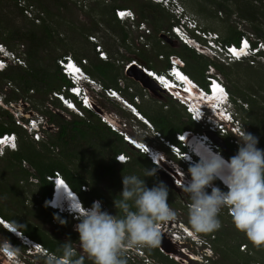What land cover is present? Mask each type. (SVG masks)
Instances as JSON below:
<instances>
[{
    "label": "rangeland",
    "instance_id": "1",
    "mask_svg": "<svg viewBox=\"0 0 264 264\" xmlns=\"http://www.w3.org/2000/svg\"><path fill=\"white\" fill-rule=\"evenodd\" d=\"M29 4H33L34 11L41 15V20L36 22L31 20L23 14L19 9L15 0H0V33L1 35L11 41L10 34L15 38V41L8 44L5 39L0 38V42L6 44L10 49L14 50L18 55L25 59V64L16 65L10 67L0 73V94L1 97L11 99L13 106L0 107V125L2 122H7L6 125L13 127L14 130H20L15 125L16 114L22 111L23 117L26 118V113L30 110L31 113L39 112L46 117V124L43 130V140L50 141L56 138L60 129V122L69 123L73 120H80L82 115H77L68 111L58 102H51V92L47 93L45 90L47 84H42L33 81L32 83L37 87L30 89L29 92H25L23 88V82L18 77L4 78L3 74H19L22 68L26 70L38 69L40 76L43 77L47 83H56L55 70L56 62L59 56L71 55L77 60H81L83 65L91 68V65L98 61L99 57L96 55L93 43L91 42V36H96L103 45L104 49L108 53V60L112 66L111 71H107V79L94 77L98 84L104 86H111L121 89V96L124 99L132 102L137 101V105L140 106L147 114L157 117L159 115L168 116L170 123L181 125L186 122L188 115L182 114L183 107H181L176 101L173 102L168 96L161 94L155 89L148 81L147 86H142L140 82L135 80L132 76L126 74V65L129 62L141 63L139 59L141 54L149 56L151 62L157 67L156 70L162 71L167 67V54L171 52L172 48L176 52L181 51L180 42L174 38L171 26L175 23L181 22L176 14L172 13L173 8H164L162 6H156L159 19L158 24L161 25V29L157 30L151 20H145L147 24V31L142 32L136 24L129 21L120 22L116 24L111 21V17L108 8L116 5L117 7L130 8L135 12L138 17V11L135 6H138L140 2H151V0H26ZM181 6L185 9V14L189 17H193L205 30H212L217 32L222 38L228 36L233 30L246 31L247 33H256L252 29V22L248 19H243L237 14V7L244 6L243 1L236 0H178ZM223 4L226 8L234 9V12L227 15L225 10H217L218 4ZM258 7L263 5V2H254ZM171 10V11H170ZM121 28L126 30L129 35L125 42H123L120 35ZM34 34V35H33ZM34 36V37H33ZM166 36V37H164ZM264 39V38H263ZM35 56L33 59L28 58L29 50L33 49ZM25 54V55H24ZM178 55V54H177ZM179 56V55H178ZM86 60V61H84ZM219 63L224 65L225 71H215L217 77L227 86L233 88L239 92V90L248 98H255L257 101H264V62L256 65H251L247 61L239 63L227 64L219 59ZM30 62V63H29ZM34 62V64L32 63ZM85 62V63H84ZM189 67L187 63L183 61L187 75L193 78H201V70H197L199 66L200 58H188ZM59 63V62H58ZM32 66H31V65ZM21 66V68H20ZM100 64H93V70L96 74H101ZM194 69H192V68ZM137 73L135 69L132 70ZM206 74V71L204 72ZM92 74V73H91ZM93 75V74H92ZM38 83V84H37ZM37 84V85H36ZM64 89V86L61 88ZM89 94L91 99L97 103L103 113L108 115L115 121V124L120 128L126 130L130 135L146 142L148 145L155 147L161 153H163L165 161L160 166L170 175L173 183L177 180L174 178L176 175L172 172L176 171L177 175H183L190 179V175L187 173L189 165L183 164L175 155L167 149V146L162 141V136H158V131H154L152 127L144 125L137 117L128 111L125 105L121 101L114 99H108L105 94L97 91L98 87H89ZM16 96V99H12ZM234 101V100H233ZM236 111L242 114L241 108H248L247 104L242 98L236 96L235 101ZM243 102L244 106L240 103ZM6 105V103H3ZM135 104V103H134ZM136 105V104H135ZM171 106H173L171 111ZM4 108V109H3ZM104 108V109H103ZM84 119L96 121L94 117L88 111L82 110ZM49 113H55L56 120H48ZM83 118V117H82ZM192 118V117H191ZM251 118L243 121V126L246 131H250L249 122ZM72 126V124H70ZM69 127V126H68ZM67 127V130H68ZM204 127V126H202ZM194 130V131H193ZM228 131L227 134H221L222 139L225 142L224 136L228 138L229 143H233V147H227L228 151L236 153L238 144L237 138ZM193 132H197L192 129ZM203 131L202 133H204ZM157 133V134H156ZM222 133V131H221ZM28 137V136H27ZM26 137V138H27ZM78 140V157L79 159L71 163V167L75 168L77 172H83L87 177H91L92 183L97 184L100 191H106L108 184L110 183V177L108 173H104L102 165L106 157V150L101 144V140L98 138H91L85 136H77ZM28 139H30L28 137ZM211 139V138H210ZM233 139V141H232ZM31 140V139H30ZM212 140V139H211ZM217 147L220 145L213 141ZM258 146V145H257ZM19 150L17 149L15 151ZM36 148L33 145H27L20 152L17 153L18 157H10L8 150L6 149L4 154L0 156V206H8L10 208L11 216L14 215L19 219H24L27 222L37 224L43 231L52 234L59 242H65L68 240V234L74 232L75 241L73 246L76 248L77 254L84 255L79 248V234L74 230V225L78 222L73 217L61 216L65 219L66 224H60L56 219L50 217L44 212L41 207L40 188L38 185V179L40 178L37 171H34L35 167L31 163L40 165L44 161L36 156ZM4 149L2 150V152ZM14 151V150H13ZM43 151V150H42ZM59 147L55 146L53 151H47V155L58 156ZM122 153V152H120ZM223 154V153H222ZM125 155L129 156L128 151H125ZM224 155V154H223ZM225 156V155H224ZM45 157H43L44 159ZM47 158V157H46ZM45 158V159H46ZM25 160V162H23ZM47 160V159H46ZM26 163V164H25ZM30 168H29V165ZM44 165V163H43ZM29 168V169H27ZM158 168V167H157ZM175 168V169H174ZM183 171V172H182ZM134 174L130 172L127 175ZM137 175V174H135ZM148 182L152 183V186L163 181L160 178V174L156 172L155 176L138 175ZM165 183V182H164ZM166 184V183H165ZM167 185V184H166ZM85 187L81 186L84 191L89 192V185L86 183ZM150 186V187H152ZM168 186V185H167ZM169 187L168 201L172 200L173 204L170 206L177 211L178 225L183 222L189 225L188 222V202L189 197L186 193L176 194V191L172 192V187ZM174 189V188H173ZM79 195V194H78ZM87 195V194H86ZM80 196V195H79ZM25 198L24 203L22 199ZM104 210H108L107 206H102ZM229 214V212H228ZM220 221L222 226L225 225L227 235H221L222 241L216 239L219 238V233L215 231V235L208 237V233H197L199 239L197 242L192 241L189 238H183L181 233L172 230L171 232L163 231L162 243L159 247L164 251L163 254L171 260H167L166 263L160 257L154 256L156 264H243V257H245V251H248V246H245L241 239L244 238V234L236 230L232 223V219L226 216H221ZM180 222V223H179ZM171 222L170 225H172ZM169 225V226H170ZM221 226V228H222ZM172 227V226H170ZM220 228V229H221ZM176 229V228H173ZM196 239V236L193 235ZM207 239V242L200 245L201 241ZM3 243L10 244L15 250L20 249L19 257L27 259L34 264H45V261L40 257L41 255L29 254L28 252L16 247V245L8 240L3 232L0 231V246ZM220 243L221 245H219ZM171 246V247H170ZM212 252L205 251V248L210 247ZM235 246H239V250L242 251L241 256H234ZM208 249V248H207ZM221 249L224 251L221 252ZM168 251V252H167ZM186 251V252H185ZM190 253V254H189ZM227 253V256L223 254ZM258 258V254L250 252ZM172 254H179L183 260L179 261L172 257ZM195 254V259L192 257ZM1 255V253H0ZM35 255V256H34ZM130 255H126L129 257ZM86 261L91 262L86 256ZM127 259V258H126ZM161 259V260H160ZM207 259V260H206ZM175 262H173V261ZM203 260V261H202ZM128 264H140L133 260H128Z\"/></svg>",
    "mask_w": 264,
    "mask_h": 264
},
{
    "label": "clouds",
    "instance_id": "2",
    "mask_svg": "<svg viewBox=\"0 0 264 264\" xmlns=\"http://www.w3.org/2000/svg\"><path fill=\"white\" fill-rule=\"evenodd\" d=\"M151 1L160 3L164 6L163 3H161L162 1ZM170 5L171 8H175V3L173 1L170 2ZM164 7L169 8L166 6ZM184 12L185 9H183L182 15L185 14ZM140 22L141 21L137 18L135 21L136 27H139ZM180 23L181 22L175 24L179 25ZM175 24L171 26L174 38L190 47L187 41L180 38L181 33L174 29L173 26ZM181 25L184 26L188 34H193L190 27L183 23ZM8 49L10 48L8 47ZM0 56L9 62V65L0 68V71H6L9 67L16 66L13 65L14 57L7 49L0 48ZM64 56L69 55H63L60 58ZM71 59L75 64L73 65V63H71L69 69L74 77L62 71L61 65L58 63L59 58L57 59V64L61 72L64 74L65 78L70 81V85L64 87L63 90H59L62 95L57 97L63 107L67 109L69 102H73L74 105H71L72 108L67 109L68 111L77 115H82L79 112V110L82 109L95 114L102 122L106 123L112 130L120 134L130 146L141 151L142 155L146 154L151 162L158 168L161 167V161H167L163 153L155 147L148 145L146 142L130 135L129 132L116 124V126H113L108 121H103L98 113H94L91 109L82 107L80 96L83 93V87L87 89L89 87H98V92L105 94L108 99L121 101L128 111L137 117L140 122L152 127L155 131L150 120L139 110L137 101L132 102L131 100L128 101L124 99L121 96V89L104 86L101 83L99 85L97 80L86 70V66L82 65L83 63L81 60H77L72 56ZM172 59L178 60L176 64L179 68V72L175 75L171 74V71L166 72V68H169ZM103 60H108V58H104ZM183 61L181 57L173 55L169 57V65L162 71L150 69L144 65L143 68L149 77L150 84L154 83L153 85L169 94V96L179 104L183 105L186 112L192 117L191 119L202 124L206 128L204 133L197 132L193 135L198 141L202 139L203 142L198 144L196 148L193 142L187 141L188 134L186 130L175 133V138L179 143L161 138L172 155H175L183 164L189 165L187 173L190 175V179L185 177L183 171V175H177L178 173L176 171L179 170H176L177 167L176 169L174 168L175 171L173 172L176 174L174 178L176 180L180 178V181L178 182L177 180L174 184L189 197L188 222L191 226L190 230L194 232L197 239L183 230V227H179L180 224L178 228L175 226L168 227L169 223L176 221L177 211L174 210L168 202L169 187L163 181L152 187H148L145 180L138 175H123V187L120 192V199L114 200V207L121 215H113L102 208L104 203L100 198H94L98 200L93 201V199L91 204H89L91 206L85 207L88 205L83 203L81 196H79L80 194L68 184L63 175L61 179L66 182V187L63 184H57L55 181L54 185L53 180L49 179L51 174H48L46 178L51 182L52 191L50 197H53V201H46L45 206L56 210L64 216L73 217L78 221L74 225V230L79 234V248L84 255L78 256L76 248L72 246L71 240H66L60 246L58 251L62 253L61 255H54L46 250L42 244L23 234L15 226H11L8 221L0 217L2 226L18 238L26 247L24 249L21 248L22 250L29 254H35L36 256L42 255L45 259V264H84L85 256L92 261V264H128L126 253H130L131 250H135L136 248H145L146 252L148 249L159 248L163 253L164 251L159 247L162 243L163 231L171 232L174 230L178 232V234H182L180 237L189 238L197 242L199 239L197 233H212L219 230L222 226L219 215L224 209L228 210L236 230L243 233L254 248H264V149L257 146L259 138L251 132L246 131L244 128L241 114L232 106V103L235 104L236 102L233 101L228 89L222 94L216 91L220 97L217 99L213 97L214 91L208 83L210 76L217 77L213 68L208 67L206 70L207 85L204 87L193 77L187 75L184 70L185 65ZM135 62L136 60L134 62H129L126 67ZM77 65H81V67ZM73 68H80V72L76 73V71H73ZM86 74L89 75V78ZM166 79L168 81H166ZM107 87L114 88L116 92L118 90L119 93L109 97L105 92ZM0 98L2 100L0 105L2 107L5 106V109L10 105L13 106L12 100L6 99L5 101L3 97H1V94ZM3 103H6V105ZM240 103L244 106L243 102ZM98 108L97 110L103 113L99 106ZM27 114L28 113L25 114L26 118H24L23 115L21 116L24 124L31 126ZM30 114L32 116V113ZM17 115L20 116L19 113L16 114V116ZM82 117L84 118V115H82L81 118ZM45 124L46 117L44 116V119H40L33 125L35 127H41L43 134ZM15 125L20 130H24L26 136L31 139L27 128L21 124L18 125L15 123ZM221 125L232 132L237 138L236 142L238 144V149L236 153L229 158H225L216 145V147H214L219 151L213 150V139L207 134L218 133L219 135L215 136L221 137V134L223 136V132L221 133ZM227 133L228 131L226 130L224 134ZM3 134H7L11 140L2 147L4 151L0 152V156L4 154L6 149L15 151L17 147L19 148L20 137L17 130L4 132ZM3 134L0 135L3 136ZM185 134L186 138L184 141ZM207 136L209 138H207ZM31 140L39 142L33 139ZM13 144L15 145L14 147L12 146ZM116 155L115 159L117 162L124 165L128 162L129 157L126 156L125 153L124 155L126 158L123 156L116 158ZM23 162H25V160H23ZM156 172V167L151 169L145 168L143 177L155 176ZM217 180L223 185H218L215 182ZM54 188L55 192H53ZM56 190L57 192H64L62 196L63 199L66 200V205L64 207L62 206V208L59 206V201H54ZM54 219L60 224H66L67 222L59 215L54 216ZM205 242H207V239L202 240L200 245ZM207 248H205L206 253L207 251H213L211 246ZM0 253V264H34L33 262L27 261V259L25 260L19 257L20 249L15 250L8 243H3L0 246ZM9 253H11V255H9ZM147 254L151 256L148 252ZM194 255L195 254H193L192 257L195 259ZM137 259L140 264H142V258L140 257Z\"/></svg>",
    "mask_w": 264,
    "mask_h": 264
},
{
    "label": "trees",
    "instance_id": "3",
    "mask_svg": "<svg viewBox=\"0 0 264 264\" xmlns=\"http://www.w3.org/2000/svg\"><path fill=\"white\" fill-rule=\"evenodd\" d=\"M236 1L238 2V4H239V1H243V3H244L243 4L244 6H242V7H239V5H238V7L236 9L238 12L237 14H239L241 18L248 19L250 22H252V29L256 33V36L263 39L264 38V4L260 5L258 7L254 2L260 1V2L264 3V0H236ZM15 2H17V0H15ZM156 6H162V5L160 3H155L153 1L148 2V3L147 2H141V3L139 2L138 6L137 7L135 6V9L138 11V17H139L138 20H140V21H145V20L150 21L151 20V22H152L151 24H153L157 30H160L161 25H159L158 21H157L159 19V17L157 14V10L154 9ZM116 7H117L116 5H113V6H111V8H108V10H106V11L109 12L112 22H115L116 24H120V21L115 17V14H114V10ZM162 7H164V6H162ZM221 9L225 10L227 15H230L234 12V9L229 8V6L226 8L223 4L220 3L217 6V10H221ZM243 33L244 32L240 31V30H233V31H231V33L228 36H226L222 39L225 42H237ZM120 35L122 37L123 42H125L128 38L129 33L126 30H124L123 28H121ZM9 37H11V41L4 38L0 33V38L5 39L4 41L7 44L9 42L11 43V42L15 41V38L11 34ZM180 47H181V51H179V52H176V50L174 48H172L171 52L167 54L168 55L167 61L169 60L170 56L178 54L179 57H181L182 60H184L187 63V66L189 67V62H188L189 57L200 58L199 66H197V68H195V69L201 70V78L198 79L195 77L194 79L198 83H200L202 86L206 87V85H207L206 74L204 72L208 69V67L213 68L214 71H219V72L225 71V68L223 65L224 63L221 64L218 62V60H215L208 55L198 54L194 49L188 47L184 43L180 42ZM34 51H37V49L35 48V50H33V49L29 50V52H28L29 57L28 58L33 59V57L35 56V54H33ZM60 57L61 56H59L58 58H60ZM58 58L56 57V59H58ZM97 58H98V61L94 62L93 64H100L101 67L100 66L99 67L101 68L102 73L96 74L93 70V64L91 65V68L86 67V70L90 74L92 73L93 75L92 74L91 75L93 77H99L100 79L101 78H103V79L109 78L107 71H109V73H110L111 68H112V66L110 65L111 64L110 61L100 59L99 57H97ZM139 59H141L140 64L144 65L145 67L150 68V69H157V67L152 64L149 56L141 54ZM32 63L34 64V62H32ZM236 63H239V62H236ZM167 65H169V64H167ZM11 67H13V66H11ZM32 67H33V69L30 68V70L29 69L26 70V69L22 68L21 71H18L19 74H15V75L8 74V73L3 74V77L8 78V79L9 78L15 79L16 77H18V79L24 83L23 88H24L25 92H27V91L29 92L30 89L37 88L32 83L33 81L39 82V84L40 83H42V84L46 83L47 86H46L45 90L47 91V93H50L53 90L59 91L62 88V86L66 87L67 85H70V81L65 78V76L61 72V69H60L59 65L57 64V62H56V70L54 73V76H55L54 78H55V81L57 80V82L53 83V84L47 83L46 80L40 76L38 69L34 70V66H32ZM20 68H21V66H20ZM185 69L186 68L184 67V70ZM188 69H186L187 72H188ZM192 69H194V68H192ZM0 73H4V71H0ZM153 84H151V85L153 87H155V89L158 90L161 94L168 96L169 99L173 102L176 101L171 96H169V94H167L165 91L161 90V88H159ZM228 91H229L232 99L234 100V102L236 101V96H237V97L242 98L244 101H246L247 104L249 103L248 105H250V107H248L246 109L241 108L242 109L241 117H242L244 122H246V120L251 118V121L249 122L250 131L252 134H254L255 136H257L259 138L258 147L261 149H264V101L259 102L255 98H251V97L248 98L240 90L238 92L233 88H228ZM16 98H17L16 96L12 97V99H16ZM8 100H11V99H8ZM51 102L60 103L58 98L51 100ZM179 105L181 107H183V105H181V104H179ZM137 106H138L139 110L150 120V122L153 124L155 130L158 131V134L160 136H162L163 139L170 140V141L175 142V143H179V141H177L175 138L176 132L184 131V130H191L192 131V129H195L197 132L202 133L203 131L206 130L205 127H202L203 126L202 124H199V123L195 122L193 119H191L189 113L186 112L184 107H183V113L182 114L188 115V119L186 120L185 123H183L181 125H177L174 123H170L168 116L159 115L157 117H154V116H152V114H149V113L147 114L142 108H140L139 105H137ZM172 108H173V106H171V111H172ZM91 114L97 118V120L95 122L91 121L89 119H84V118H80V120H73L72 122H69V123L60 122V129H59V132L57 133L56 138L51 140V138H49L50 135H49V137H47V139H50V141L41 140L39 142H34V141L28 139L24 130H17L19 137H20V139H19V150L8 151L11 158L12 157L16 158V157H18L17 153L20 152L21 148L23 149L27 145L31 144V145H33L34 148L38 149L36 156L44 161L43 162L44 165H43V163H40V165H38V164L35 165L34 164V162L36 163L35 160H32L34 162L31 161V163L35 167L34 171H37V175L39 174V176H40V178L38 179V185L40 188L39 193L41 196V198H40L41 204L40 205H41L42 209L44 210V212L52 218H54V216H56V215H59L60 217L64 216V215L58 213L56 210H53V209L49 208L48 206H45V202L49 199V197L51 195V191H52L51 182L46 178V176L48 174H53L54 171H60L62 173L63 177L68 182V184L80 194L81 199H82L84 204L89 205V204H91V201L94 198H100L103 201L104 205L108 207V210L111 211V214L121 215V213L119 211H117V209L114 207V200L120 199V192L122 191V187H123V185H122L123 175H127L130 172H134V174H137V175H142V174L144 175L145 168H148V169H151L153 167L157 168V166L151 162V160L148 158V156L146 154L142 155L141 151L130 146L128 144V142L125 141L120 134H118L117 132L112 130L108 125H106V123L102 122L98 118V116H96L93 113H91ZM56 115L57 114H55V113H49L48 120L55 121ZM6 123L7 122H4V123L2 122V124L0 125V134L14 130L13 127L7 126ZM70 124H72V126H70ZM67 127H68V130H67ZM197 132H195V133H197ZM211 134L212 135H219L218 133H216V134L211 133ZM78 135L83 137V138H85V136H89L91 138H98L101 140L102 146L107 148V150H106V153H107L106 157L107 158L104 160L103 164H101L104 173L105 172L108 173V176L111 178L110 179L111 181L108 184L106 191H100L97 184L92 183L91 177H87L86 175L83 174V172H77L75 170V168L71 167V163H73V161H76L79 159V157L77 155L78 152L76 149L78 147V143H79L77 140ZM224 139H225L226 147L230 146V148H232L234 146L233 143L228 142V138L226 137V135L224 136ZM55 146L59 147L58 156L47 155L46 153H48L49 151H53ZM219 149H220V152L223 153L227 158L234 155L232 153V151L222 150L221 147H219ZM126 150L128 151V154H129L128 157L129 158H128V162L124 165V164L116 161L115 155L117 153H120V152L125 153ZM43 157H45V158L47 157L46 158L47 160L45 158L43 159ZM215 182L221 186V183L219 182V180H217ZM86 183L90 186L89 192L83 191L81 189V186H84ZM146 185L148 187H150V186H152V183L148 180V182H146ZM170 190H172V192L176 191V194H180V195L182 194V190L179 187H177L176 189L172 188ZM24 201H25V198L22 199L23 203H24ZM168 202H169V204H173L172 200H169ZM226 215L229 218H231L230 214H228L227 209L222 210V212L219 215V219L221 216H226ZM0 217L4 220L8 221L13 226H15L23 234L27 235L31 239L42 244L43 247L46 250H48L50 253L57 255V256L62 254L58 250L60 249V246L64 242H59L58 239H56L52 234L43 231L37 224L27 222L26 220L24 221V219H19L18 217L14 216V215L11 216L10 208L8 206H3V208H2V206H0ZM14 222H17V223H14ZM225 225L226 224H224L221 229L216 231L217 234L219 233V238H218V236L216 238L218 240V242L222 241L221 235H227L226 230H225ZM0 231L3 232L6 236V238L8 240H10L11 242H13L16 245V247H21L22 249L26 248L19 241V239L16 238L12 233H10L5 227H3L1 223H0ZM211 235L214 236L215 231L212 233H208V237H210ZM74 239H75L74 232H71V234L69 232L68 240H71L72 246H73V242L75 241ZM241 242H244L245 246L249 247L248 251H245V253H246L245 257H243V260H242L243 264H264V248H261V249L254 248L252 246L251 242L247 239V237L245 235H244V238L241 239ZM218 244L221 245L220 243H218ZM222 251L223 250L221 249V252ZM147 252L153 258H154V256L160 257L163 260V262H165V263L167 260H171V259L167 258V256H165L159 250V248L148 249ZM250 252H254V253L258 254V258L256 256H253L252 253L249 254ZM240 253H242V251L239 250V246H237V247L235 246V252L233 253V255L242 257ZM126 255L128 256L127 253H126ZM223 256H227V253L226 254L224 253ZM40 257L45 261V259L42 255ZM126 258L128 260L131 259L137 263L139 262V260L135 256L130 255L129 257H126ZM173 262H175V261H173ZM90 263L91 262L86 261V259L84 260V264H90ZM175 263L178 264L177 262H175Z\"/></svg>",
    "mask_w": 264,
    "mask_h": 264
},
{
    "label": "built area",
    "instance_id": "4",
    "mask_svg": "<svg viewBox=\"0 0 264 264\" xmlns=\"http://www.w3.org/2000/svg\"><path fill=\"white\" fill-rule=\"evenodd\" d=\"M154 1L156 2L162 1L161 3H163V5L166 7H171L170 2L172 1L175 3V8H173L174 9L173 13L176 14L177 18L180 19L181 23L179 25L175 24L173 27L174 29H176L181 33L180 38H182L184 41H187L188 45L192 47L198 54L208 55L213 59L215 58L219 59L227 64L247 61L251 65H256L258 63L264 62V40L262 38L257 37L253 33L250 32L247 33L246 31H244L245 33L240 37L238 42H225L217 32L212 30H205L204 28L199 26L198 22L194 18H191L187 15L183 16L182 11L184 8L181 6L178 0H154ZM16 3L25 16H27L31 20H35L36 22H39L41 20L39 16L41 14L40 13L37 14L34 11L33 4H29L26 0H17ZM114 12H115V17L121 22L129 21L135 24V21L137 20V16L135 15V12L131 9L117 7L115 8ZM182 23L190 27L191 30L193 31V34L191 35L188 34L184 26L181 25ZM138 28L142 32L148 30L146 23L144 21L140 22ZM91 41L94 45L95 52L99 56V58L101 59L108 58V53L104 49L103 45L98 40V38L96 36H91ZM0 48H5L9 51V53H11V55L14 57L13 65L25 64V59L22 56L18 55L15 51L8 49L6 44L0 42ZM177 62L178 60L172 59V63L170 64L169 68H166V72L171 71V74L173 75L177 74V72H179V68L176 64ZM59 63L64 73L68 75H72L71 70L69 68L71 63H73V65L75 63L72 61L71 55L64 56L63 58H59ZM7 65H9V62L5 58L0 56V68ZM77 66L81 67V65H77ZM77 70L78 71H76V73H79L80 68H77ZM86 76L89 78V75L86 74ZM208 83L210 84L212 90L216 89V91L220 94L225 92L227 89L226 85L218 77L215 76H210L208 79ZM217 86L219 88H217ZM82 92L83 93L80 96L81 106L86 109H91V111H93L94 113H98V115L101 117L103 121L106 120L109 123H111L113 126H116L113 119H111L105 113L99 112V110H97V107L99 105L91 99L89 91L86 87H83ZM105 92L106 94H108L109 97H111L113 94L119 93L118 90L116 92V89L111 87H107ZM60 93L61 92L57 90L51 91V97H50L51 100L57 98L59 95H62ZM71 105H74L73 102H69L67 109H71L72 108ZM81 111L82 109H80L79 112L82 115H84ZM18 113L20 114V116L17 115L15 123L18 125L21 124L22 126L27 128L31 139L35 141L42 140L43 134L41 127L39 126L35 127L33 124L37 123V121H39L40 119L41 120L44 119V115L42 113L35 112L31 116L30 114L31 111L29 110L27 112L28 113L27 115L29 116V123L31 124V126H29L28 124H24L23 122V118L21 116L23 115L22 111ZM220 127H222L221 131L224 133L226 131L225 127L222 125ZM10 140L11 138L8 137L7 134H3V136L0 135V141H3V143H0V152H2V147L5 144H8ZM120 156L126 158L124 153L117 154L116 158ZM61 177H62V173L60 171H54V173L49 176V179L53 180V183L55 185V182L58 183L57 180L61 179ZM85 190H87V188ZM95 200L98 199H94L93 201ZM47 201H53V197H50ZM90 206L91 205L85 207H90ZM130 253L127 252L128 255L135 256L136 258L141 257L142 264H155L153 257L147 254L145 248H136L135 250H131Z\"/></svg>",
    "mask_w": 264,
    "mask_h": 264
},
{
    "label": "water",
    "instance_id": "5",
    "mask_svg": "<svg viewBox=\"0 0 264 264\" xmlns=\"http://www.w3.org/2000/svg\"><path fill=\"white\" fill-rule=\"evenodd\" d=\"M164 37H166V36H164ZM133 69H135V71L137 73L133 72L132 71ZM126 74L128 76H132L135 80H137L138 82H140L142 84V86L149 87L147 81L149 82L150 80H149V77L146 74V72H145L142 64H138V63L135 62V63H132V64L128 65L126 67ZM207 134L213 139V141L215 143H217V144L220 145V147H221L222 150H227L226 144H225L224 140L221 137L215 136V135H212V134H209V133H207ZM161 163L164 164L165 162L164 161H161ZM167 166L173 172L172 168L169 167L168 164H167ZM157 172H158V174H160V178L162 180H164V182L168 186H170L172 188H175V189L177 188V186L173 183V180L170 177V175H168V173L162 167L157 168Z\"/></svg>",
    "mask_w": 264,
    "mask_h": 264
},
{
    "label": "bare ground",
    "instance_id": "6",
    "mask_svg": "<svg viewBox=\"0 0 264 264\" xmlns=\"http://www.w3.org/2000/svg\"><path fill=\"white\" fill-rule=\"evenodd\" d=\"M25 55V54H24ZM180 77H182V76H180ZM166 81H168L167 79H166ZM217 88H219L218 86H217ZM218 90V89H217ZM213 91H214V96L213 97H215V99H217V98H219L220 97V95L218 94V93H216V89H213ZM124 98V97H123ZM93 99V98H92ZM94 100V99H93ZM2 100H1V98H0V102H1ZM100 107V106H99ZM98 108V107H97ZM99 109V108H98ZM104 109V108H103ZM90 113V112H89ZM187 131V134H188V136H187V141H191V142H193L195 145H194V147L196 148L197 147V145L198 144H200V143H203L202 142V139L200 140V141H198L197 139H196V137L195 136H193L194 134H196L195 132H192V131H190V130H186ZM185 138H186V134H185V136H184V141H185ZM207 138H209L208 136H207ZM205 143H207V142H205ZM213 145V144H212ZM211 145V146H212ZM215 145H213L212 146V148H213V150L214 151H219V150H216V146L214 147ZM195 150V149H194ZM194 152V151H193ZM221 153V152H220ZM222 154V153H221ZM223 155V154H222ZM224 156V155H223ZM225 158H227L226 156H224ZM62 181V179H59V180H57V184H61L60 182ZM63 183V185L65 186V183L66 182H64V181H62ZM178 182H179V179H178ZM222 184V183H221ZM223 185V184H222ZM66 187V186H65ZM53 192H55V188H54V190H53ZM64 192L63 191H60V192H57V190H56V193H55V195H54V201H59V206H61V208H62V206L64 207L65 205H66V200L65 199H63V196H62V194H63ZM4 220V219H3ZM171 223H169L168 224V227L170 228V226H175L176 228H178V222H177V220L176 221H174L173 223H172V225H170ZM11 226H12V224H10ZM170 225V226H169ZM14 227V226H13ZM179 227H183V230H185L188 234H190V235H194L195 236V234H194V232L193 231H191L190 229V227L189 226H186L185 224H183V223H180V225H179ZM16 232V231H15ZM197 239V238H196ZM171 247V246H170ZM168 252V251H167ZM186 252V251H185ZM190 254V253H189ZM172 257L173 258H175V259H177V260H179V261H181V260H183L182 259V257L180 256L179 257V254L177 255V254H172Z\"/></svg>",
    "mask_w": 264,
    "mask_h": 264
},
{
    "label": "snow or ice",
    "instance_id": "7",
    "mask_svg": "<svg viewBox=\"0 0 264 264\" xmlns=\"http://www.w3.org/2000/svg\"><path fill=\"white\" fill-rule=\"evenodd\" d=\"M234 51V50H233ZM73 71H78L77 69L73 68ZM0 143H3V141H0ZM13 147L15 146L14 144L12 145ZM61 184L63 183L62 181L60 182ZM11 255V253H9Z\"/></svg>",
    "mask_w": 264,
    "mask_h": 264
}]
</instances>
